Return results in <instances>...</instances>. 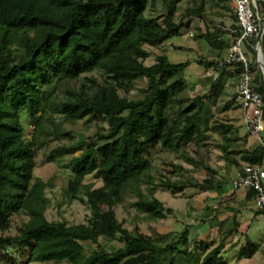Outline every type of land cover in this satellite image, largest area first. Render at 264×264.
<instances>
[{
    "label": "trees",
    "instance_id": "1",
    "mask_svg": "<svg viewBox=\"0 0 264 264\" xmlns=\"http://www.w3.org/2000/svg\"><path fill=\"white\" fill-rule=\"evenodd\" d=\"M151 1L0 0V231L11 227L14 214L25 211L30 215L16 234L0 236L3 262L17 264L23 257V264H226L221 255L223 242L209 250L207 241L196 239L192 248H184L190 225L174 237L173 243L161 246L137 228L129 231L116 215L123 186L150 167L151 153L159 144L178 151L209 139L199 130L205 107L203 95H197L185 109L180 126L168 123L166 108L175 85L181 81L167 84L165 80L190 63L172 62L164 54L157 56L155 63L145 64L151 54L145 45L160 46L180 34L183 27L175 21V9L168 5L169 0H164L169 6L166 15H147ZM188 13L202 17L203 8L197 6ZM201 37L211 46H225L224 40L213 33ZM261 46L264 54V35ZM198 63L208 68L217 64L204 59ZM228 67H234L238 75L243 71L239 62ZM95 69L103 80L87 76L80 92L61 99L48 95L56 83L77 79ZM142 77L148 79L143 97L121 96L120 91L129 93ZM222 81L223 75H215L210 96L219 94ZM253 82L264 96L260 69L254 73ZM54 115L73 122L89 117L108 124L105 132H97L100 143L87 145L65 164L70 169L69 201L77 200L82 192L86 196L81 197L90 209L85 223L50 221L45 215L47 183L34 176L38 151L53 140L70 136L58 131V123L57 131H46L44 120ZM25 119L31 122L30 133ZM211 128L223 138L219 148L226 163L238 165L235 155L240 152L231 148L239 139L240 126L230 122ZM41 135L48 137L41 139ZM79 148L80 144L58 145L46 161L60 163ZM263 153L260 145L242 158L247 163H259ZM209 171L211 175L201 190L214 187L216 171ZM88 175L100 179L102 186L85 184ZM161 186L173 192L182 188L170 180ZM144 206L155 218L165 216V205L157 197L145 200ZM167 212L173 210L168 208ZM100 237L117 240L122 246L108 250L100 244ZM88 241L97 247L87 254L84 242ZM256 249L255 243L247 241L238 257H251Z\"/></svg>",
    "mask_w": 264,
    "mask_h": 264
},
{
    "label": "rangeland",
    "instance_id": "2",
    "mask_svg": "<svg viewBox=\"0 0 264 264\" xmlns=\"http://www.w3.org/2000/svg\"><path fill=\"white\" fill-rule=\"evenodd\" d=\"M258 1L260 8H263L262 0ZM168 5L175 9V21L183 23V27L180 34L171 37L160 46L145 45V48L151 54L144 62L146 65H151L156 62L157 56L165 54L172 62L188 61L190 63L184 70L175 73L171 79L165 80L167 84H171L176 80L181 81V84L177 83L175 85L165 113L169 125L180 126L185 109L194 102L197 95H203L205 97V107L199 120V130L205 132L209 139L206 140L205 144L198 146L193 144L178 151L167 149L159 144L151 153L150 167L123 186L121 201L115 207L117 218L125 228L129 231H134L137 228L141 232L150 235L161 246L173 243L174 237L188 226L186 224L191 223L188 214L194 208V201L198 199L200 193H203L200 186L211 175L209 169L218 173L222 172L225 167L223 152L219 148L223 138L221 134L212 130V125L234 122L240 126L237 132L238 141H248V135L244 131L246 127L244 128L242 109L235 99L240 75L234 67L222 68L217 71L218 74H214L212 68L198 63V60L201 59L218 63L227 54L234 37V35L229 34L228 28L233 27V30L237 28L233 0H169ZM168 5L164 3V0H152L146 14L163 17L169 9ZM197 6L203 8L202 17L188 13L190 9ZM206 32L220 37L224 40L225 46L222 49L210 46L209 42L201 37ZM242 49L248 60L254 65V75L260 67L255 64L252 50L246 43L242 44ZM215 75H223V81L219 94L212 97L210 96V88ZM87 76H93L99 80L104 79L101 72L95 69L77 79H65L56 83L50 87L48 95L61 99L71 93L80 92ZM147 85L148 79L142 77L134 82L129 93L120 91V94L129 98H141L144 96L143 91ZM252 85L254 86V82ZM25 123L27 131L30 133L32 130L30 128L31 122L25 119ZM44 123L48 132L50 130L57 131L55 124L58 123V131L70 133L69 137L64 136L53 140L48 146L38 151L34 176L47 183L45 193L48 205L45 215L50 221L62 220L68 224L85 223L90 215V209L81 200V197L86 199V196L82 192L77 200L69 201L67 187L70 179V169L65 167V164L67 165L73 156L79 155L87 145L100 143L101 140L98 139L97 132H105L108 124L89 117L75 122L67 121L63 115H54L52 118L49 116L44 120ZM243 128L244 130H242ZM261 135L263 136L264 132H261ZM45 137L48 136L41 135V139H45ZM67 143L80 144V148L74 153L63 157L60 163L46 161V156L54 147ZM235 148L237 147L235 146ZM168 180L178 183L182 188L178 192H173L162 187L163 181ZM84 183L92 184L94 188H98L103 184L94 175L86 176ZM153 197H157L165 205V216L163 218H155L145 209V200ZM105 208L106 206L103 205V209ZM168 208H171L173 212L168 213ZM29 219L30 215L25 211L14 214L11 227L5 231H0V236L16 234L21 224ZM222 238L223 234L218 235L217 233L200 238L199 235L190 231L188 243L184 248H192L196 239H202L210 244V250L216 247L222 241ZM99 242L111 251L122 246L121 242L106 237H100ZM84 246L87 254L97 247L90 241L84 242ZM222 257L225 259V256L222 255ZM1 258L2 251L0 249V264H8V262H3ZM24 260L23 257L22 259L19 257L17 264H23ZM29 264L53 263L31 262ZM62 264L66 263L63 262Z\"/></svg>",
    "mask_w": 264,
    "mask_h": 264
},
{
    "label": "crops",
    "instance_id": "3",
    "mask_svg": "<svg viewBox=\"0 0 264 264\" xmlns=\"http://www.w3.org/2000/svg\"><path fill=\"white\" fill-rule=\"evenodd\" d=\"M235 24L237 26V21ZM232 28H228L229 34L235 35ZM244 131L246 133V128ZM255 140V137L248 136V141H237L232 146L231 150L240 152L235 155L239 164L226 163L223 158V173L216 171L214 187L199 194L194 201V208L188 214L191 223L186 225L191 226V233L199 235L200 238L213 233L223 234L222 255L225 256L227 264H264V212L256 208L254 190L235 189L232 183L243 165L248 162L242 155L260 146V142ZM247 241L255 243L257 249L251 257L239 258L238 253Z\"/></svg>",
    "mask_w": 264,
    "mask_h": 264
},
{
    "label": "built area",
    "instance_id": "4",
    "mask_svg": "<svg viewBox=\"0 0 264 264\" xmlns=\"http://www.w3.org/2000/svg\"><path fill=\"white\" fill-rule=\"evenodd\" d=\"M237 28L233 30L234 38L225 57L210 68L214 74L227 65L239 62L243 71L237 84L235 99L243 112V122L248 136L255 137L264 151V96L253 85L254 65L248 60L242 49L246 43L252 50L254 58H258L261 41L257 38L264 35V10L258 0H233ZM261 38V40H262ZM235 189L246 188L255 191V204L259 211L264 212V153L259 163H245L238 176L233 180Z\"/></svg>",
    "mask_w": 264,
    "mask_h": 264
},
{
    "label": "water",
    "instance_id": "5",
    "mask_svg": "<svg viewBox=\"0 0 264 264\" xmlns=\"http://www.w3.org/2000/svg\"><path fill=\"white\" fill-rule=\"evenodd\" d=\"M261 38H262V35L260 34L257 38V44L260 43L261 41ZM260 51V54L262 55V59L261 60H258V58H255V64L258 65L263 73V77H264V55L262 53V49H259Z\"/></svg>",
    "mask_w": 264,
    "mask_h": 264
},
{
    "label": "bare ground",
    "instance_id": "6",
    "mask_svg": "<svg viewBox=\"0 0 264 264\" xmlns=\"http://www.w3.org/2000/svg\"><path fill=\"white\" fill-rule=\"evenodd\" d=\"M261 59H262V55L259 54V55H258V60H261Z\"/></svg>",
    "mask_w": 264,
    "mask_h": 264
}]
</instances>
